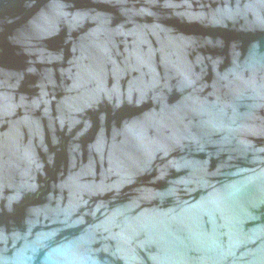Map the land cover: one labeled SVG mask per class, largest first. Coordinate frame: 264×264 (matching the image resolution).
<instances>
[{
	"label": "water",
	"instance_id": "95a60500",
	"mask_svg": "<svg viewBox=\"0 0 264 264\" xmlns=\"http://www.w3.org/2000/svg\"><path fill=\"white\" fill-rule=\"evenodd\" d=\"M0 264H264V0H0Z\"/></svg>",
	"mask_w": 264,
	"mask_h": 264
}]
</instances>
